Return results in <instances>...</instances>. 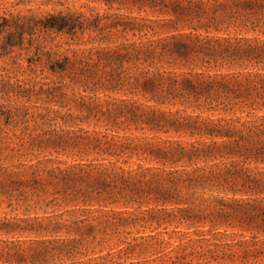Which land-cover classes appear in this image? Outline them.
Segmentation results:
<instances>
[{"label": "trees", "instance_id": "16d2710c", "mask_svg": "<svg viewBox=\"0 0 264 264\" xmlns=\"http://www.w3.org/2000/svg\"><path fill=\"white\" fill-rule=\"evenodd\" d=\"M138 3L157 18L0 15V58L32 53L28 78L0 66V208L50 210L19 223L1 217L0 233L35 235L52 260L120 253L144 242L131 231L149 229L157 213L203 235L230 226L233 204L264 201L249 169L264 138V0ZM58 36L74 42L71 56ZM68 91L93 103L74 112ZM99 94L112 99L105 109ZM16 138L32 156L17 167L3 155Z\"/></svg>", "mask_w": 264, "mask_h": 264}, {"label": "rangeland", "instance_id": "374dc122", "mask_svg": "<svg viewBox=\"0 0 264 264\" xmlns=\"http://www.w3.org/2000/svg\"><path fill=\"white\" fill-rule=\"evenodd\" d=\"M118 4L107 6L104 0H0V15L9 16H32L41 18L48 13L51 14H74L83 15L85 17L104 16L110 13H131L133 15L147 16L154 20L157 15L147 7L144 12L137 11V7L145 0H118ZM163 36L162 31L159 32ZM85 35L83 43L87 41ZM55 43H58L61 48V53L67 54L65 50H74L75 47L68 38L58 36L55 38ZM27 46V45H26ZM91 45H81L79 48L86 49ZM28 52L16 49L10 56L0 58V66L9 70L15 69L16 77L28 78L32 66H29L30 60ZM43 65L39 66L41 69ZM47 69L44 68V74H47ZM67 105L74 112L81 111V106L84 103H93L87 97H83L81 92L68 91ZM102 109L106 108V104L112 101L111 98H106L102 94L98 95ZM117 100L127 99L119 95H113ZM134 99L138 103L144 100L137 96ZM22 99L16 97V105L22 104ZM29 101H34V96L29 95ZM108 102V103H107ZM95 104V103H94ZM25 105V104H24ZM26 105L29 106L27 102ZM56 109V106L52 107ZM84 129H92L93 124L78 123ZM32 123L29 124L31 128ZM18 132H16V135ZM163 137H173L174 133L162 134ZM15 143V141L13 142ZM8 145L3 151V155H8V162L15 164L16 167L20 164H28V160L32 159L29 151L25 150L26 145H19L16 138V144ZM257 155L259 156L258 163H251L249 169L260 174L262 185L264 184V138L258 143ZM65 164L71 163L72 158L66 155H53ZM41 159V156H39ZM133 162V161H132ZM257 165V166H256ZM260 197L264 198V193ZM239 198V196H236ZM7 203L4 196L1 197ZM18 198L15 196L12 200L16 203ZM235 214H232L230 226L227 228L220 227L218 229L207 230V227L201 229L206 231L202 234H193L194 230L182 225H178V221L163 214H156L157 223H152V226L147 230L137 231L132 230L131 236L143 237L141 240H134L126 249H122L120 253L117 250L113 255L106 256L103 260H88V257H77L75 259H63L58 261L51 259L50 254L43 252V245L36 244L35 235L27 233L20 235L14 233L12 235L0 233V264H264V215L258 216L254 221H251L248 216L251 214L259 215L264 213V201L253 204L251 202H243L240 205L233 204ZM64 210H58L56 213H62ZM50 214V210L46 214L42 210L24 211L23 207L17 208L14 211L5 208V203L0 208V218L6 217L12 223H19L22 219H31L35 217H45ZM202 235L208 240L203 244L194 241L197 236ZM152 236L151 240L149 237ZM47 238V237H46ZM38 239L41 237L38 236ZM161 246L157 245L161 243ZM107 250L102 251L99 255L103 256Z\"/></svg>", "mask_w": 264, "mask_h": 264}]
</instances>
